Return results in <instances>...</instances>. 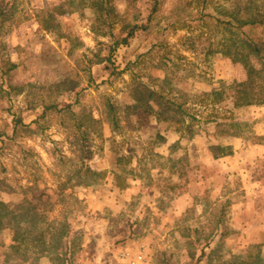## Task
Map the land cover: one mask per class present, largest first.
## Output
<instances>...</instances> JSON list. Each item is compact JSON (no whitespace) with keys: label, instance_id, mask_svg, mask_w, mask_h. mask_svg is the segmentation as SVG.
Segmentation results:
<instances>
[{"label":"rangeland","instance_id":"374dc122","mask_svg":"<svg viewBox=\"0 0 264 264\" xmlns=\"http://www.w3.org/2000/svg\"><path fill=\"white\" fill-rule=\"evenodd\" d=\"M235 12L264 0H0V264H264V104L233 102Z\"/></svg>","mask_w":264,"mask_h":264},{"label":"trees","instance_id":"16d2710c","mask_svg":"<svg viewBox=\"0 0 264 264\" xmlns=\"http://www.w3.org/2000/svg\"><path fill=\"white\" fill-rule=\"evenodd\" d=\"M155 1V0H154ZM204 2L206 0H203ZM157 4L156 2L153 4L152 9L150 11V14L147 18V22L149 25V23L152 21L153 19V15L156 12L157 9ZM239 12H235L234 16H233V21H234V25L232 27V29L235 30L236 34H241L242 35V43L244 45V49H245V60L243 61L246 67V73H247V79L244 82L241 83H237L235 84V94L234 96H232L233 98V102L235 106H248L251 104H264V96L263 98H257L255 100H253V98L249 97V88L251 87V82H252V78L255 74H264V42L261 38H258L254 32H256V30L258 29H264V14L258 13V14H253V13H247L244 17L240 18L238 16ZM239 17V18H238ZM148 26H143L142 29H147ZM243 27H247L248 28V33H244L241 32L240 30H242ZM137 26H133V28H130L127 33L126 36L124 38H122L120 40V42H118V44H125L127 42V39L130 38L132 36V34L134 33V29H136ZM114 48L110 49V52L113 50ZM235 52H226L225 55L230 57L233 61H241L240 58L237 56V54H233ZM249 57L255 59L256 61H258V68L256 69L253 65H250L247 61L249 59ZM11 68H13L14 66L11 65ZM52 108L46 107L45 110H49ZM21 124L20 120H16L15 124H14V131L16 130V127H18ZM216 149H221V151H224L227 148H216ZM228 154L227 152H224L222 155H226ZM30 206V208L34 211L33 214L36 215V209L37 207L34 204H28ZM2 210L4 211V214H9L12 215L11 218L14 219L17 216H14L13 214H11L10 210H6V208H2ZM36 217V216H35Z\"/></svg>","mask_w":264,"mask_h":264},{"label":"built area","instance_id":"2783aa9c","mask_svg":"<svg viewBox=\"0 0 264 264\" xmlns=\"http://www.w3.org/2000/svg\"><path fill=\"white\" fill-rule=\"evenodd\" d=\"M145 263H146V258L144 251L142 250H138L133 255L126 250L118 255L117 264H145Z\"/></svg>","mask_w":264,"mask_h":264}]
</instances>
